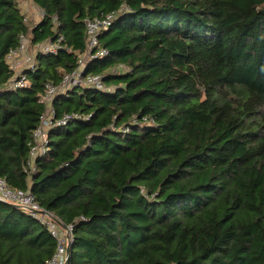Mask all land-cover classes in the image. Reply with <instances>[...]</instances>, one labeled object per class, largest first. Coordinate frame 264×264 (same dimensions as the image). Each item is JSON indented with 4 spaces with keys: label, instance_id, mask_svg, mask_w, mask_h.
Instances as JSON below:
<instances>
[{
    "label": "trees",
    "instance_id": "obj_1",
    "mask_svg": "<svg viewBox=\"0 0 264 264\" xmlns=\"http://www.w3.org/2000/svg\"><path fill=\"white\" fill-rule=\"evenodd\" d=\"M0 0V179L73 226L68 264H264V0ZM118 14L86 75L111 92L58 93L46 154L33 132L87 51L85 21ZM60 43L8 90L7 57ZM124 66L129 72L114 75ZM57 241L0 201V264H48Z\"/></svg>",
    "mask_w": 264,
    "mask_h": 264
},
{
    "label": "built area",
    "instance_id": "obj_2",
    "mask_svg": "<svg viewBox=\"0 0 264 264\" xmlns=\"http://www.w3.org/2000/svg\"><path fill=\"white\" fill-rule=\"evenodd\" d=\"M24 1L29 0H23L20 2L21 8H23L21 4H23ZM38 12L41 16L40 19L42 20L44 18V12L40 9ZM117 16L118 14L112 13L106 16H101L100 18L86 20L85 27L87 34V51L84 55L79 57L78 68L71 74L65 75L59 86H47L45 95L43 96V102L46 106V110L43 116L40 118L39 126L33 132V145L31 147L28 159L29 171H36V160L46 154L50 130L56 126L65 125L70 120L68 117H66L62 121L55 122V112L52 108V104L58 93L66 92L67 90L78 87H86L100 92L112 91L111 88H107L105 86L104 80L101 76L86 75L85 70L90 62L103 61L108 57V52L101 47L99 39L100 35L104 31H107L116 21ZM28 20L29 18L26 16L25 21L27 23ZM61 41L62 39L60 38L58 42L50 41L43 44V46H35L37 47L35 49L40 47L36 57L38 54H58L62 49L60 45ZM28 46L29 40L27 37L22 36L20 48L16 51H12L7 57V63L10 69L16 73L8 87V90L11 92L31 87L26 75V71L33 72L35 70V60L31 61L26 59L24 61L26 65L23 66L22 70H20L21 62L19 64L17 61L18 58L22 56L24 52H26ZM18 69L20 71H18ZM127 72H129V70L124 66H120L112 70V74L114 75ZM0 201L21 207L31 217L47 227L51 236L57 241L56 253L52 260L48 262V264L67 263V251L73 243V226H62L53 214L45 211L39 206V204L29 192L11 189L3 179H0Z\"/></svg>",
    "mask_w": 264,
    "mask_h": 264
},
{
    "label": "rangeland",
    "instance_id": "obj_3",
    "mask_svg": "<svg viewBox=\"0 0 264 264\" xmlns=\"http://www.w3.org/2000/svg\"><path fill=\"white\" fill-rule=\"evenodd\" d=\"M21 5L23 6V8H22L23 12L29 18L28 25L30 27L36 26L41 20L40 19L41 18L40 13L38 12L39 9L35 5H33V3L29 2V1H24L23 4H21ZM41 46H43V45H41ZM35 48H37V47H34L33 45L30 44L27 47L26 52H24L23 55L18 58V60H17L18 63L20 64V62H21V69L19 68L20 70H22L23 66L26 65V63H24V61L26 59H29L31 61L35 60L36 54H37V52H39L38 50L40 49V47L38 49H35ZM19 69H18V71H20Z\"/></svg>",
    "mask_w": 264,
    "mask_h": 264
},
{
    "label": "water",
    "instance_id": "obj_4",
    "mask_svg": "<svg viewBox=\"0 0 264 264\" xmlns=\"http://www.w3.org/2000/svg\"><path fill=\"white\" fill-rule=\"evenodd\" d=\"M69 258H70V249H68V251H67V263L66 264L69 263Z\"/></svg>",
    "mask_w": 264,
    "mask_h": 264
}]
</instances>
